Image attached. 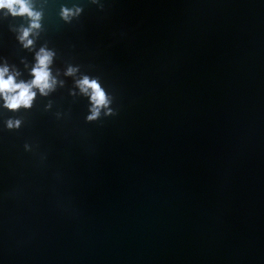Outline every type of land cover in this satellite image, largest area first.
<instances>
[{
    "label": "water",
    "instance_id": "obj_1",
    "mask_svg": "<svg viewBox=\"0 0 264 264\" xmlns=\"http://www.w3.org/2000/svg\"><path fill=\"white\" fill-rule=\"evenodd\" d=\"M41 3L35 50L65 85L27 111L0 101V264H264V0ZM22 23L0 18V64L27 81ZM69 65L117 115L86 121Z\"/></svg>",
    "mask_w": 264,
    "mask_h": 264
},
{
    "label": "clouds",
    "instance_id": "obj_2",
    "mask_svg": "<svg viewBox=\"0 0 264 264\" xmlns=\"http://www.w3.org/2000/svg\"><path fill=\"white\" fill-rule=\"evenodd\" d=\"M91 4L98 5L101 10L103 4L100 0H89ZM44 4L37 7V0H0V13L2 19L9 17L20 18L24 23L18 27H11L16 33V39L23 49L32 52L35 50L36 41L43 31L42 21L44 18ZM83 12V8L77 5L72 7L61 6L60 18L65 24H71L77 20ZM56 57V52L50 49L47 44L35 50L34 63L31 66L29 75L30 80L21 79L22 73L15 67L10 66L7 61L0 64V101L2 107L11 113H17L20 110L32 109L37 95L41 98L49 97L58 87H64L65 81L60 79L61 72L57 70L53 74L52 66ZM25 69L29 65L24 62ZM64 77L73 79V90L70 95L73 97L81 96L88 100L89 108L86 121L94 123L102 117H112L117 115L113 109V97L106 92L99 82V78H93L85 74H80L78 66L69 65L63 72ZM52 108V102L45 105V111ZM59 119L61 114L56 113ZM24 121L21 119L9 118L5 121L7 130H19ZM25 151H31L29 144L24 145Z\"/></svg>",
    "mask_w": 264,
    "mask_h": 264
}]
</instances>
